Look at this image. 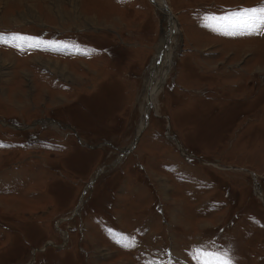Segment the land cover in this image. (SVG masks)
<instances>
[{
	"label": "rangeland",
	"instance_id": "374dc122",
	"mask_svg": "<svg viewBox=\"0 0 264 264\" xmlns=\"http://www.w3.org/2000/svg\"><path fill=\"white\" fill-rule=\"evenodd\" d=\"M153 1L0 0V264H264L262 0Z\"/></svg>",
	"mask_w": 264,
	"mask_h": 264
},
{
	"label": "snow or ice",
	"instance_id": "6c2138e0",
	"mask_svg": "<svg viewBox=\"0 0 264 264\" xmlns=\"http://www.w3.org/2000/svg\"><path fill=\"white\" fill-rule=\"evenodd\" d=\"M204 26L210 28L223 35H259L264 32V0L262 3L251 8H239L225 12L223 15H205L203 18ZM16 43H10V42ZM22 43H27L28 47H32L31 41L19 34L5 35L0 33V44L17 47L23 50ZM123 247H132L134 243H124L117 240ZM190 256L195 264H233L228 251L211 252L202 248H196ZM152 264V262H149Z\"/></svg>",
	"mask_w": 264,
	"mask_h": 264
},
{
	"label": "bare ground",
	"instance_id": "6f19581e",
	"mask_svg": "<svg viewBox=\"0 0 264 264\" xmlns=\"http://www.w3.org/2000/svg\"><path fill=\"white\" fill-rule=\"evenodd\" d=\"M157 3V1H156ZM159 8L166 13V8L163 4V1L158 2L157 3ZM170 18V17H169ZM172 19V18H171ZM173 24V23H172ZM173 29L171 28V30L165 35L163 36L160 45L158 46L157 49V55L153 58V62L151 63L150 66V70H151V75H152V80L156 74V72L158 71V68L160 67L159 65L162 64V62L167 61L168 60V55H169V49H170V41H171V37L173 34ZM149 80L152 82L151 84H153V81L151 80V78H149ZM149 84V90L147 92V94L149 95V97H154L157 94L156 88L153 90V86L155 87V85L153 84V86ZM152 88H151V86ZM151 102H149L150 104Z\"/></svg>",
	"mask_w": 264,
	"mask_h": 264
},
{
	"label": "water",
	"instance_id": "95a60500",
	"mask_svg": "<svg viewBox=\"0 0 264 264\" xmlns=\"http://www.w3.org/2000/svg\"><path fill=\"white\" fill-rule=\"evenodd\" d=\"M152 1V3H154V1L153 0H151ZM155 4V3H154Z\"/></svg>",
	"mask_w": 264,
	"mask_h": 264
}]
</instances>
